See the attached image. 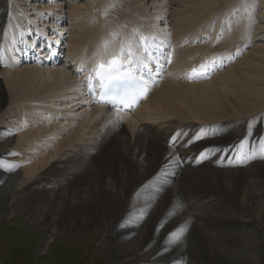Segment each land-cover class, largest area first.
<instances>
[{
    "label": "bare ground",
    "instance_id": "obj_1",
    "mask_svg": "<svg viewBox=\"0 0 264 264\" xmlns=\"http://www.w3.org/2000/svg\"><path fill=\"white\" fill-rule=\"evenodd\" d=\"M256 1L0 0V212L25 208L47 233L94 229L96 238L105 229L109 255L125 264H259L264 45L207 81L184 79L201 60L230 57L264 33V0ZM252 6L261 10L256 29L246 21ZM133 33L171 49L162 85L133 113L96 105L82 123L61 121L87 100L88 72L77 71L91 72ZM246 145L257 158L241 163Z\"/></svg>",
    "mask_w": 264,
    "mask_h": 264
},
{
    "label": "rangeland",
    "instance_id": "obj_2",
    "mask_svg": "<svg viewBox=\"0 0 264 264\" xmlns=\"http://www.w3.org/2000/svg\"><path fill=\"white\" fill-rule=\"evenodd\" d=\"M227 1L234 3L237 0ZM85 2L86 0H77L79 5H83ZM258 3L259 2L257 0L256 4L258 5ZM225 6L226 3H222L220 7L225 8ZM246 9L247 10L245 12L251 14L250 19L249 17H246V21L250 24L249 28L256 29L257 24L259 23V15L261 14L260 7L252 6L247 7ZM225 11L226 9L224 12ZM237 14H239V11ZM70 32L71 30H69V33ZM263 35L264 33H261L258 36L263 38ZM260 37L252 39L250 42L251 44L249 43L250 45L245 46V49L242 50V55L240 58H238L236 62L231 63V66H235L241 62V60H243L246 55L250 56L249 54L252 53L253 47L260 46L259 44L264 45V38L260 40ZM256 53L258 52L254 51V54ZM63 64L65 66L67 65L65 62ZM67 67H69V65H67L66 68ZM73 68L74 67L68 69L71 70ZM239 71H241L240 66L235 69V72ZM71 72H73V70H71ZM162 83L163 82L160 81L159 85H162ZM84 96V98L87 97V100L84 102V104L83 101H77V103H79L78 106L70 108L69 111L66 109L67 113L65 112V116H60L61 121L75 119L77 121L76 123H82L83 120H81L80 117L86 114L88 109L91 110V108L93 109L96 106L92 103V101L90 103L87 102L90 98L88 95L85 94ZM9 101L10 99H8V103H10ZM70 112H73L74 114ZM76 127L77 126L74 128ZM123 128H126L125 124L120 127V131ZM4 130H10L9 126H5ZM15 135L16 133L12 132L11 137L15 138ZM111 138L109 143L112 142ZM50 151L52 152L53 148L50 149ZM42 153L45 155L46 151ZM96 156H93V159H95ZM18 157L21 156L19 155ZM14 163V168L17 171L22 172V165L19 162ZM85 170H82V172ZM15 197L16 194L11 200H13ZM11 204L2 212H0V264H125L119 258L109 255L108 244L104 242V237L107 233L105 232V229L100 232V234L96 237L97 239L95 238L96 230L94 229L81 231L79 233H70L67 232V230H61V228L58 227L54 233H47L44 222L40 223L31 219L27 213L28 211L25 208H21V210L15 212ZM46 239H48V241H46ZM42 249H44L43 253H41ZM258 263L264 264V244L260 246Z\"/></svg>",
    "mask_w": 264,
    "mask_h": 264
},
{
    "label": "snow or ice",
    "instance_id": "obj_3",
    "mask_svg": "<svg viewBox=\"0 0 264 264\" xmlns=\"http://www.w3.org/2000/svg\"><path fill=\"white\" fill-rule=\"evenodd\" d=\"M153 39L133 33L132 37L125 39L117 52L111 54L110 59L104 60L102 57L89 74L88 86L90 90L98 87L103 96L109 97L104 102L110 103L114 107H132L136 102L137 94L143 95L148 88V78L145 76V72L151 75V66L156 64V61L151 59L154 53L150 52L148 48ZM141 51L147 60L146 63L137 55ZM201 67L202 69L206 68L204 65ZM193 71L195 72V70ZM201 155L206 158V154L202 153ZM239 158L241 163H244L257 157L242 155ZM259 158L264 159V155ZM161 175H165V173ZM185 231L186 229L181 227L172 233L169 242H178Z\"/></svg>",
    "mask_w": 264,
    "mask_h": 264
}]
</instances>
